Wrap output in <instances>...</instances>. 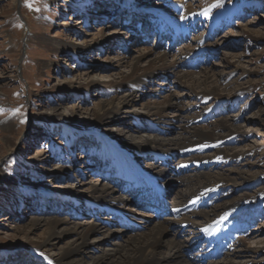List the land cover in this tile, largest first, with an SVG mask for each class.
<instances>
[{"label":"rangeland","instance_id":"1","mask_svg":"<svg viewBox=\"0 0 264 264\" xmlns=\"http://www.w3.org/2000/svg\"><path fill=\"white\" fill-rule=\"evenodd\" d=\"M166 9H169L167 14ZM157 12L167 15L163 30L169 26L186 30L193 23L194 29L189 28L184 45L178 42L167 48V61H174L172 57L178 56L182 71L193 75L204 69L222 71L223 62L236 60L250 71L223 77L224 85L231 83L226 88L228 91L244 86L246 91L242 95L219 102L199 101L194 107L189 105L188 112L180 114L195 118L193 126L197 128H210L211 124L229 117L234 126L246 124L248 133L237 131L210 148L198 147L191 154L175 152L169 159L159 157L158 162L179 166L182 172L179 175L192 170L195 171L192 174L240 171L248 177H256L244 187H218L206 196L210 203H226L230 206L228 209L232 208L222 211L223 215L221 213L211 224V232H219L218 239L233 230L229 228L232 222L241 230L228 252L212 261L223 260L225 254L239 245L243 249L245 245L251 249L264 246V154L197 163L187 168L180 165L189 159L202 160L218 150L246 149L252 143H257L260 150L264 147V124L258 119L264 120V0H0V171L4 172L3 177L2 172L0 174V264H54L49 253L35 245L45 236L44 228L29 230L26 223L40 217L86 224L98 220V210L85 201V197L90 193L88 184H107L115 188L119 185L112 177L114 162L110 145H123L142 135L160 132L142 117L148 102H159L166 94H171L182 104L189 103L183 87L176 84V74L166 85L143 78L134 91H114L108 87L111 80L127 70L125 63L116 65L117 59L129 60L143 48L152 49V57L165 50L153 37L159 28ZM243 27L261 33L249 36L242 31ZM113 30L121 33L120 40L108 41ZM83 42L95 46L88 51L77 50ZM198 50L204 51V55L197 58L201 65L186 69L184 63L188 66L194 61L185 62V58L195 56ZM249 81L252 87L246 89ZM87 84L91 85L88 89ZM126 96L129 104L123 108L122 115L102 124L96 120L95 112L101 105ZM215 110L217 113L208 118ZM135 114L140 116L137 118ZM172 132V136L177 137L180 129ZM108 134L117 135V140L109 138ZM171 134L159 137L169 138ZM144 157L132 155L131 158L145 169L154 158ZM124 169H116V174L149 190L143 181L134 179ZM114 177L119 179L115 171ZM181 188V181L173 180L167 183L165 192L175 197ZM66 193L69 195H62ZM259 194H263L262 197L254 202ZM118 196L121 200L117 208L126 220L122 224H105L111 229L113 242L120 241L127 232H143L158 222L152 214L141 212L126 195L118 192ZM202 200L198 198V204ZM209 206L203 210L208 211ZM141 213L144 215L140 216ZM138 219H142L141 223ZM126 224H129L128 230L120 228ZM137 225L138 229L132 230ZM187 231L179 230L180 234L175 237L177 243L180 241L193 248L198 237H205L200 234L196 240L192 232ZM97 237L91 235L89 242ZM71 240L72 236L62 235L48 241L52 246L49 248L56 254L58 248L65 247ZM259 240L263 243H256ZM99 244L97 250H91L93 256L109 245ZM200 251L193 250L190 254ZM248 255L242 254L239 260L263 259L260 264H264L262 254Z\"/></svg>","mask_w":264,"mask_h":264},{"label":"bare ground","instance_id":"2","mask_svg":"<svg viewBox=\"0 0 264 264\" xmlns=\"http://www.w3.org/2000/svg\"><path fill=\"white\" fill-rule=\"evenodd\" d=\"M168 11L169 9H166L165 13L167 14ZM160 13L161 12L157 14L158 21H160L158 24H161L162 29H166L164 23L167 22L164 19L167 15H160ZM177 26L179 25L177 24ZM179 27L182 28V30L179 28L170 29L171 26H169L167 30H172V32H185L187 30V28L184 30L185 27ZM242 31L246 32L249 36L254 33H261L245 27H243ZM109 36L111 38L108 39V41H118L121 39V33L119 31L115 32L113 30L110 32ZM94 46L95 45L83 42L81 46L77 47V50L88 51L93 49ZM186 54L187 53H183L182 55L185 56ZM152 55V49L143 48L129 60L126 57L117 59L116 65L119 66L125 63L127 65V70L122 74H118L115 79L111 80L108 87L114 91H134L141 85L143 78L144 80L153 82H162V84L166 85L171 80L170 77L173 78L176 74V77L178 76L176 84L179 85V87H183L182 90L185 91L183 94L188 95L189 103L186 105L182 104L179 100L173 98L171 94H166L159 102H148L144 106L145 111L142 117L144 120L149 121L154 128L160 129V132L158 133V130L154 135H142L138 140L131 139L128 143H122L123 145L116 144L111 140V142L116 145H110L112 149L110 154L113 156V168L119 169L123 167L134 179L143 181L145 185L148 186V191L155 194L152 199H155V201L168 200L167 211L170 217L154 222L150 227H146L143 232H127V235L123 238L121 237L122 239L120 241L113 242L111 229L105 226V224H122L126 220V217L119 212L117 208L121 200L118 196V187H111L107 184H88V191L90 193L88 194L89 196L85 197V201H88L96 207L99 214L97 217L98 220L96 219L86 224L84 222H71L68 221L69 219L67 221H62L58 220L56 217H40L30 219V221L26 223L29 230L38 227L44 228L45 232H43L45 236L42 238L41 243L35 245L42 248L43 252H48L54 264H202L208 262L206 258L207 253L202 252L203 249L196 254H190L193 249L186 243H181L180 241L177 243L175 239L176 234H180L179 230H188L187 232L191 231V235L194 236L195 239L200 234L207 239H218L219 232L215 230V236V233L211 232V224H213L216 219L220 218L219 216L222 211L227 209L224 212H228L232 210V208L228 209L230 206H227L226 203H218V205H216L217 202L210 203V200L208 201V197L206 196L210 194V192L212 193V191H215V188L218 187L232 186L234 188H240L256 180V177H248L247 174L240 171L234 172V174L227 171L224 173L208 174L201 172L192 174L193 170H189L191 173L179 175V173H182L179 172V166L173 167L174 165L172 166L169 163H165V161L158 162L159 157L169 159L175 152H186L191 154V152L197 150L198 147L200 149L210 148L213 144L225 140V138L230 135L236 134L237 131L242 134L248 133L249 129L246 124L234 126L229 117L222 118L214 124H211L210 128H197L193 126L195 118L192 116L189 117V115H180L188 112L190 106H196L199 101L213 100L219 102L222 99L231 100L234 99L232 97L245 93L246 90L243 88L244 86H236L230 91L226 90L231 83L224 85L226 81L223 77L238 71H240L241 74H246L250 72L247 71V67L245 68V66L239 65V62L237 63V60L234 59L236 60L235 62H223L221 66L223 68L222 71L213 72L204 69L196 75H193L190 72H185L180 69L181 61H179L178 56L172 57L173 60L175 59L174 61H167L168 54L165 50H162V52H159L156 56L152 57ZM193 56L194 55L185 59H190ZM221 81L223 84H221ZM247 84L248 87L246 89H250L252 83L249 81ZM68 87L72 89L77 88L74 85H68ZM90 87V84L86 85L87 89ZM128 104L129 97L127 96L121 99H112L109 103L101 105L99 110L95 112L96 120L102 124L111 117L122 115L123 108L128 106ZM135 116L138 118L140 115L135 114ZM181 119L184 120L180 122ZM258 119L264 124V120H261L259 117ZM178 129H180V134L177 137L172 136V131ZM214 131H218L219 133H215ZM255 131L257 132V130ZM168 132L170 134L172 133L171 137H159V135H166ZM107 136L109 138L111 137L110 134ZM112 136L111 138L116 141L117 135ZM249 154H264V147L260 150L257 143H252V145L246 149H236L229 152L218 150L207 158L203 157L204 159L202 160H197L198 158L196 160L189 159L183 161L180 165L182 166L181 168H187L189 166H196L197 163L207 164L212 161H232L244 158ZM132 155H138L139 158L149 155L154 159H152L153 162L150 166L148 165L147 168L141 169L136 162L132 161ZM116 169L115 175L119 177V179L130 182L122 176L117 175ZM1 172L2 170L0 174ZM3 175L4 172H2V177ZM155 175H157L156 179L154 178ZM173 180H180L183 184V188H181L175 197H169L165 192V187L167 183L169 184V182ZM263 194L257 195L254 198V202L256 199L261 198ZM62 195L67 196L69 194L66 193ZM167 195L169 198H167ZM198 198H201V200L202 198L204 199L198 204ZM206 206L210 208L208 211H204L205 209L203 210ZM197 208L198 210H196ZM100 215H102L101 217H107L103 218L104 221H102ZM143 215V213L140 214V216ZM138 221L141 223L142 219H138ZM138 221H136V223H138ZM171 229L174 233H170ZM93 234L99 237L89 242ZM62 235H70L72 236V240L67 243L65 247L58 248V253L53 254V250L49 248L52 246L48 241L52 239L57 240V238H60ZM100 242H102V244L105 242L109 243L108 248L102 250L99 255L93 256L91 250H97V246L101 245L99 244ZM240 242L242 243L241 240L239 243ZM256 243L259 244L263 242L259 240ZM239 246L234 250L232 249L233 251L231 253L225 254L223 260L209 263L248 264L252 262L260 264V262H262L263 259H259L258 261H243L239 260V258L244 253L250 254L248 256L251 257L258 254H262L264 257V246H262V249H258V247L251 249L250 246L246 245L243 249ZM86 247H89L90 250Z\"/></svg>","mask_w":264,"mask_h":264},{"label":"snow or ice","instance_id":"3","mask_svg":"<svg viewBox=\"0 0 264 264\" xmlns=\"http://www.w3.org/2000/svg\"><path fill=\"white\" fill-rule=\"evenodd\" d=\"M28 7H31V5H28Z\"/></svg>","mask_w":264,"mask_h":264}]
</instances>
